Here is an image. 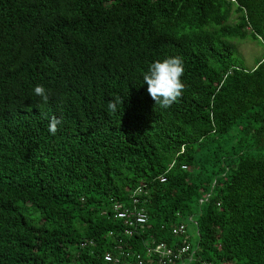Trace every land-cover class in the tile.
Listing matches in <instances>:
<instances>
[{
  "label": "trees",
  "instance_id": "obj_1",
  "mask_svg": "<svg viewBox=\"0 0 264 264\" xmlns=\"http://www.w3.org/2000/svg\"><path fill=\"white\" fill-rule=\"evenodd\" d=\"M247 38L264 45V0H0V264H106L110 232L131 253L264 264V57L244 69ZM173 56L185 89L162 109L143 73ZM138 187L147 223L125 237L112 207Z\"/></svg>",
  "mask_w": 264,
  "mask_h": 264
},
{
  "label": "built area",
  "instance_id": "obj_2",
  "mask_svg": "<svg viewBox=\"0 0 264 264\" xmlns=\"http://www.w3.org/2000/svg\"><path fill=\"white\" fill-rule=\"evenodd\" d=\"M234 1V0H231ZM186 169V167H182ZM165 177L160 178V182H165ZM144 195L143 187H138L130 192L131 206L126 207L122 204H115L112 207V213L116 220H120L124 224L123 235L125 237H132L138 227L143 228L147 223V214L143 208L141 196ZM174 236H186L187 228L184 223H180L171 227ZM110 237H114L115 242L111 248L103 254V261L106 264H146L154 260L157 264H187V261H193L190 255V247L183 245L178 248H170L166 244L151 243L146 247L143 254L131 253L123 249L122 238L114 236L109 233ZM93 242L82 243L81 248L85 249L92 246ZM195 261V260H194ZM211 264V263H199Z\"/></svg>",
  "mask_w": 264,
  "mask_h": 264
},
{
  "label": "clouds",
  "instance_id": "obj_3",
  "mask_svg": "<svg viewBox=\"0 0 264 264\" xmlns=\"http://www.w3.org/2000/svg\"><path fill=\"white\" fill-rule=\"evenodd\" d=\"M185 71L184 61L180 56L167 57L165 59L153 62L148 70L143 73V82L147 85V94L154 101L155 106L162 109L170 108L182 97L185 85L181 77ZM34 94L41 98L42 102L47 104L49 101V92L43 85L34 87ZM123 104L119 97L109 100L107 108L110 114H115L118 105ZM48 131L52 135L58 132V126L63 122L61 118L55 115L48 117Z\"/></svg>",
  "mask_w": 264,
  "mask_h": 264
},
{
  "label": "rangeland",
  "instance_id": "obj_4",
  "mask_svg": "<svg viewBox=\"0 0 264 264\" xmlns=\"http://www.w3.org/2000/svg\"><path fill=\"white\" fill-rule=\"evenodd\" d=\"M238 58L245 70H252L256 63L264 57V45L250 38L244 41L233 40ZM191 230V229H190Z\"/></svg>",
  "mask_w": 264,
  "mask_h": 264
}]
</instances>
